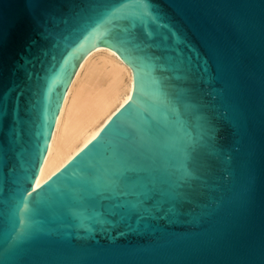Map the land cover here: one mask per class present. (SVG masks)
<instances>
[{
  "label": "water",
  "instance_id": "1",
  "mask_svg": "<svg viewBox=\"0 0 264 264\" xmlns=\"http://www.w3.org/2000/svg\"><path fill=\"white\" fill-rule=\"evenodd\" d=\"M98 48L131 100L36 188ZM0 264H264V0H0Z\"/></svg>",
  "mask_w": 264,
  "mask_h": 264
},
{
  "label": "bare ground",
  "instance_id": "2",
  "mask_svg": "<svg viewBox=\"0 0 264 264\" xmlns=\"http://www.w3.org/2000/svg\"><path fill=\"white\" fill-rule=\"evenodd\" d=\"M133 89V71L114 50L98 48L88 54L67 92L37 180L40 186L100 134L131 100Z\"/></svg>",
  "mask_w": 264,
  "mask_h": 264
},
{
  "label": "snow or ice",
  "instance_id": "3",
  "mask_svg": "<svg viewBox=\"0 0 264 264\" xmlns=\"http://www.w3.org/2000/svg\"><path fill=\"white\" fill-rule=\"evenodd\" d=\"M39 186H40V185L37 183V184H36V187H39ZM28 194L31 195V193H28Z\"/></svg>",
  "mask_w": 264,
  "mask_h": 264
}]
</instances>
